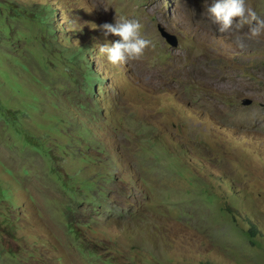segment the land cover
Listing matches in <instances>:
<instances>
[{"label":"rangeland","instance_id":"obj_1","mask_svg":"<svg viewBox=\"0 0 264 264\" xmlns=\"http://www.w3.org/2000/svg\"><path fill=\"white\" fill-rule=\"evenodd\" d=\"M213 2L0 0V264H264V34Z\"/></svg>","mask_w":264,"mask_h":264},{"label":"clouds","instance_id":"obj_2","mask_svg":"<svg viewBox=\"0 0 264 264\" xmlns=\"http://www.w3.org/2000/svg\"><path fill=\"white\" fill-rule=\"evenodd\" d=\"M107 10V8H105ZM208 18L219 25L220 33H237L236 42L241 48L245 47L243 39H258L264 34V20L246 5V0H214L206 7ZM248 27L245 37L238 33ZM95 27H97L95 25ZM93 27V28H95ZM105 36L118 37L111 44L100 45L98 53L112 65L119 67L130 61L141 59L146 50L153 47L150 39L143 35V24L136 18H115L114 23L105 22L99 26ZM71 30V29H70Z\"/></svg>","mask_w":264,"mask_h":264},{"label":"water","instance_id":"obj_3","mask_svg":"<svg viewBox=\"0 0 264 264\" xmlns=\"http://www.w3.org/2000/svg\"><path fill=\"white\" fill-rule=\"evenodd\" d=\"M161 33H162V35H163V36H164V37H165L170 43L174 44V43L176 42L174 36H173L168 30L163 29V30L161 31ZM249 102H250V99H249V98L244 97V98L242 99V103H244V104H247V103H249Z\"/></svg>","mask_w":264,"mask_h":264}]
</instances>
